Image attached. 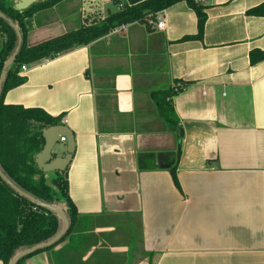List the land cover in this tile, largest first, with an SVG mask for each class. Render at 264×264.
Instances as JSON below:
<instances>
[{"label": "crops", "instance_id": "1", "mask_svg": "<svg viewBox=\"0 0 264 264\" xmlns=\"http://www.w3.org/2000/svg\"><path fill=\"white\" fill-rule=\"evenodd\" d=\"M116 1L145 0H66L33 16L27 45L77 30L85 13H115ZM202 3L203 41L180 42L197 34L181 2L164 30L128 25L20 72L5 105L42 110L75 138V224L26 264H264V60L250 62L264 52V17L247 14L264 0ZM176 82L187 84L173 98L178 131L153 98Z\"/></svg>", "mask_w": 264, "mask_h": 264}, {"label": "trees", "instance_id": "2", "mask_svg": "<svg viewBox=\"0 0 264 264\" xmlns=\"http://www.w3.org/2000/svg\"><path fill=\"white\" fill-rule=\"evenodd\" d=\"M65 1L49 0L35 4L25 11H17L7 0H0V12L18 27L23 38L20 52L6 76L0 96V168L25 193L43 203L53 206L61 205L68 209L67 217L70 221V229L66 235L68 237L73 229V224H75L77 212L69 196L67 170L64 173H55L53 178L48 179V175L39 171L34 162L35 156L44 147L41 135L43 125L60 126V119L52 118L39 109L5 105V95L25 84L26 78L20 74L22 67L54 59L75 49L87 47L121 26L143 24L149 31H152L153 28L148 22H155L159 13L181 2H185L196 14L197 34L185 37L180 42L203 41L207 22V7L202 3V0H145L134 6L116 1L115 5L118 6V11L108 13L98 23L90 25L85 23L80 25L77 30L29 47L27 45V36L30 30L28 22L34 15L52 10ZM247 14L253 17H264V3L249 10ZM0 37L2 39L0 46L1 77L5 63L13 56L18 47L16 33L1 19ZM262 60H264V52H251L250 62L252 65H256ZM174 86H178V88L176 89ZM174 86L154 93L153 98L162 120L172 130L178 131L179 122L174 114L173 98L183 92L187 84L176 82ZM172 175L176 186L179 187L175 169ZM48 180L59 192H55L48 186ZM61 229L62 224L58 217L16 194L0 178V262L9 264L18 250L43 244L57 236ZM54 247L41 252L50 251ZM29 257L18 264H26Z\"/></svg>", "mask_w": 264, "mask_h": 264}, {"label": "water", "instance_id": "3", "mask_svg": "<svg viewBox=\"0 0 264 264\" xmlns=\"http://www.w3.org/2000/svg\"><path fill=\"white\" fill-rule=\"evenodd\" d=\"M37 0H17V3L14 5V9L17 11H25L31 6L35 5ZM0 19L5 21L16 33L18 37V47L13 54V56L5 63L1 77H0V96L2 93L3 85L6 80V76L11 68V66L16 61V58L20 52L23 38L18 29V27L5 15L0 12ZM41 135L44 140V147L40 153H38L34 162L39 171H41L45 175H54L55 173H64L66 172L70 162L72 161L73 155L75 153V138L74 134L65 126H47L43 125L41 130ZM181 136H183V132L181 131ZM66 139V156L65 157H57L56 148L60 144L61 139ZM0 178L1 180L11 188L16 194L33 203L39 208L45 209L52 214H54L60 220L62 224V229L53 239L34 246L29 249H21L18 250L9 264H18L23 259L32 256L38 252L45 251L56 246L60 243L67 235L70 229V221L67 217L68 209L63 206H53L46 203L41 202L40 200L32 197L31 195L25 193L20 188H18L2 171L0 168ZM48 186L55 190V192H59L56 187L51 184V181L48 180Z\"/></svg>", "mask_w": 264, "mask_h": 264}, {"label": "built area", "instance_id": "4", "mask_svg": "<svg viewBox=\"0 0 264 264\" xmlns=\"http://www.w3.org/2000/svg\"><path fill=\"white\" fill-rule=\"evenodd\" d=\"M148 24L150 26H152L153 29H156V30H164L166 28V21H165V18L163 16V12L162 13H159L157 16H156V21H149ZM127 29V26H121V27H118L116 29H114L110 35H118L120 34L121 32L125 31ZM1 38V37H0ZM1 43L2 41H0V46H1ZM27 70V68L24 66L22 67V70L21 72H25ZM176 89L178 88V86H174ZM66 122V121H65ZM60 143L62 144H66V139L62 138Z\"/></svg>", "mask_w": 264, "mask_h": 264}, {"label": "rangeland", "instance_id": "5", "mask_svg": "<svg viewBox=\"0 0 264 264\" xmlns=\"http://www.w3.org/2000/svg\"><path fill=\"white\" fill-rule=\"evenodd\" d=\"M83 4L84 3H80V7L79 8H85V10L87 11V12H89V5H88V3L86 4V6L84 7L83 6ZM81 16V15H80ZM83 16H84V18H82L81 19V21H80V25H83V24H85V23H87L88 25H90V24H94V23H98V21H100V20H103V16L104 15H101V14H99L98 12H94V13H89V14H87V13H85V15L83 14ZM104 17H106V15L104 16ZM81 22H82V24H81ZM80 27V26H79ZM62 143H60L58 146H57V148H56V150L57 151H63L64 149H65V146L64 145H61Z\"/></svg>", "mask_w": 264, "mask_h": 264}]
</instances>
